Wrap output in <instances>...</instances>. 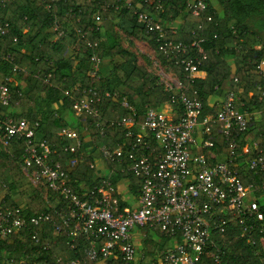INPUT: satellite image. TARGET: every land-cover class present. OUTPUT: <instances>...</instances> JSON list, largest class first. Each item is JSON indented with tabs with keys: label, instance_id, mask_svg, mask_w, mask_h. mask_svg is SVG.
<instances>
[{
	"label": "trees",
	"instance_id": "trees-1",
	"mask_svg": "<svg viewBox=\"0 0 264 264\" xmlns=\"http://www.w3.org/2000/svg\"><path fill=\"white\" fill-rule=\"evenodd\" d=\"M157 1L5 0L0 5V25L8 23L0 31V52L2 56L7 53L12 56L11 60L0 59V85L8 83L10 87L11 114L39 122L37 131L54 149L53 162L61 166L73 156L63 150L64 145L76 144L65 131L70 129L78 135L82 142L78 154L83 157L70 175L71 186L84 193L96 183L99 165L113 168L115 196L120 207L128 203L122 200L118 188L128 181L136 195L139 180L129 172H122L128 161H106L100 148L103 145L114 148L123 141H131L128 136L131 127L117 123L120 117L132 115L131 106L135 108L137 121L141 122L148 108L160 109L171 102L173 94L158 75L137 62L134 52L123 44L119 30L144 40L156 52L158 62L186 84L188 96L193 90L198 91L203 105L201 115L216 114L228 93L238 95L237 106L249 112V116L247 126L236 128L233 133L236 154L240 155L243 148H251L254 141L264 144V77L258 67L264 58V47H258L261 43L247 25L249 15L264 14V0H216V3L209 0L208 9L199 15L188 10L187 0H160L159 8ZM46 4L51 8L47 9ZM139 11L158 17L166 31L165 40L172 45L202 39L207 58L193 81L186 78L175 58L158 50L156 35L137 24ZM92 57L107 61L109 74L96 71ZM15 65L26 66L29 73L15 71ZM6 76L11 79L9 82ZM92 88L98 92L92 104L99 111L98 117L89 112L78 114L75 106ZM106 91L110 92L109 96L105 95ZM177 104L174 107L182 114L183 109ZM96 121L103 132L95 125ZM196 134L212 141L211 150L217 155L231 153L220 123L201 127ZM89 142L94 145L92 151L85 146ZM23 151L24 143L20 139H14L7 147L0 143V209L20 206L28 218L47 212L50 219L37 227L38 243L30 236L29 229L1 239L0 264H5L6 258H14L17 263L24 261V264H71L75 260H79L78 264H96L85 255L83 240L79 239L72 247L65 233L56 232L55 224L60 219L53 209L60 208L63 202L56 193L35 187L29 181L21 169ZM202 152L208 155L207 149ZM251 158L250 153L244 152L245 163L239 167L245 184L261 179L246 163ZM42 188L47 196L43 195ZM255 200L264 213L262 193L257 192ZM225 217L230 219L223 229L213 231L223 252L222 260L229 264H264V249L258 242L261 234L256 232L252 236L256 240L252 244L237 219L229 213ZM142 231L145 233L138 246L139 255L149 259V264H159L170 236L146 227ZM46 244L48 249L43 248ZM106 264H120V259ZM194 264L214 262L201 256Z\"/></svg>",
	"mask_w": 264,
	"mask_h": 264
},
{
	"label": "built area",
	"instance_id": "built-area-1",
	"mask_svg": "<svg viewBox=\"0 0 264 264\" xmlns=\"http://www.w3.org/2000/svg\"><path fill=\"white\" fill-rule=\"evenodd\" d=\"M4 1L0 0V5ZM157 3L159 8L160 0ZM208 7L209 0H187V8L193 15H199ZM46 8L50 9L51 5L46 4ZM136 14L137 24L156 35L158 50L175 58L186 78L193 81L207 58L202 39L172 45L165 40V28L156 15L145 11ZM7 26L8 23L0 25V31ZM14 41H17L16 37ZM152 54L156 55L153 49ZM0 59L11 60L12 56L10 53L2 56L0 52ZM91 59L96 63V70L101 60ZM258 67L264 77V58ZM14 69L29 73L26 66L15 65ZM164 76L167 77L163 74L160 79L173 94L171 102L160 109L148 108L141 122L137 121L135 108L131 106L132 115L122 116L117 122L120 126L131 127L128 130L131 141H123L114 148L106 145L100 148L106 161H128L122 172H129L139 180L136 202L123 207L115 196L117 187L113 181V168L106 169L105 173H100L97 168L96 183L86 192L74 189L70 175L83 157L78 154L82 147L78 135L72 130L65 131L68 137L76 140L75 145L65 144L63 147L73 156L64 166L53 162L55 151L37 131L39 122L11 114L10 87L8 83L0 85V143L7 147L14 139L23 141L22 172L35 187L56 193L63 202L60 208L53 209L60 219L55 224L56 232L65 233L72 247L79 239L83 240L85 255L96 264H106L117 258L120 264H149L139 255L135 243L136 234L143 236L142 228L145 227L170 236L159 264H194L201 256L211 258L214 264H229L222 260V249L213 237V231L223 229L230 219L225 217L226 213L243 226L252 244L256 242L252 236L256 232L261 234L258 242L264 249V213L255 200L257 192L264 197V144L254 141L251 148H243L238 155L235 151L237 141L233 137L236 128L247 126L249 112L237 106L238 98L231 92L216 114L201 115L203 105L198 91L195 89L188 96L187 86L180 78L171 73L173 80L168 82ZM5 80L9 82L11 79L6 76ZM105 95L109 96L110 92L106 91ZM96 97L97 90L88 89L75 104L77 113L89 112L98 117L99 111L92 105ZM177 102V106L183 109L182 114L174 107ZM122 103L128 105L125 101ZM215 122L220 123L228 141L229 155L214 153L211 150L213 142L208 139L203 138L201 144L197 141V130ZM95 125L104 131L98 121ZM205 149L208 155L202 152ZM244 152L252 155L246 163L256 176H260L259 181L253 179L249 184L242 181L239 167L245 163ZM249 193L253 198L245 200ZM49 219L47 212L28 218L20 206L0 209V240L29 229L30 236L38 243L37 227ZM43 248L48 249L49 245ZM78 263L79 260H75L71 264ZM5 264H24V261L17 263L14 258H6Z\"/></svg>",
	"mask_w": 264,
	"mask_h": 264
},
{
	"label": "rangeland",
	"instance_id": "rangeland-1",
	"mask_svg": "<svg viewBox=\"0 0 264 264\" xmlns=\"http://www.w3.org/2000/svg\"><path fill=\"white\" fill-rule=\"evenodd\" d=\"M211 1L216 3V0H211ZM249 16L250 18H248V24L247 23L246 24L249 26V28L255 33L256 37L259 39L261 43L259 45L264 47V14L263 15L252 14ZM119 34H120L123 44L126 47H128L129 50L134 52L137 62L139 64L145 65L151 72L155 73L159 77H162L163 74H166L167 77L164 76L165 79L168 82H172L173 80L171 76L172 70L170 68L164 67L158 62L156 55L152 54V48L144 40L132 38L125 31H122V30H119ZM117 60L123 62V60L120 57H117ZM197 141L201 144L202 138L200 136H197ZM42 191H43V195L47 196V193H45L46 190L44 188H42ZM123 194H124L123 196L125 195L128 196V193H126V191H123ZM14 196L15 198H18L16 193L14 194ZM252 198H253V195L249 193L245 197V200H250ZM146 260H149V259H146Z\"/></svg>",
	"mask_w": 264,
	"mask_h": 264
},
{
	"label": "crops",
	"instance_id": "crops-1",
	"mask_svg": "<svg viewBox=\"0 0 264 264\" xmlns=\"http://www.w3.org/2000/svg\"><path fill=\"white\" fill-rule=\"evenodd\" d=\"M124 27L126 28V29H128V26L127 25H124ZM125 29V30H126ZM261 45H258V47H260ZM96 71H100V73L102 74V75H107V74H109V72H110V67H109V65H108V62L107 61H102V62H100L98 65H97V68H96ZM60 105V103H58L57 105H56V107L57 106H59ZM67 115V113L65 112L64 113V116H66ZM85 146L86 147H88V150L89 151H92V150H94V145H92L90 142L89 143H86L85 144ZM221 156V155H220ZM98 169H99V172L100 173H105V168H103L102 167V165H99L98 166ZM118 191H120V193H121V198H122V200L123 201H125V202H127L128 204H130V203H134V202H136V200H137V195H138V193L135 195L134 194V192H133V187L132 188H130L129 187V182L128 181H124L123 182V184L121 185V187L120 188H118ZM123 191H126V193H128V196H123L124 194H123ZM137 191H138V189H137ZM127 204V205H128ZM141 237L142 236H140L139 234H136V239H135V243L137 244V246H139V243H140V239H141Z\"/></svg>",
	"mask_w": 264,
	"mask_h": 264
}]
</instances>
